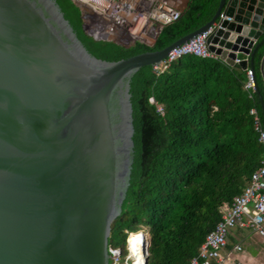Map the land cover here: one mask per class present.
Instances as JSON below:
<instances>
[{
    "label": "water",
    "instance_id": "water-1",
    "mask_svg": "<svg viewBox=\"0 0 264 264\" xmlns=\"http://www.w3.org/2000/svg\"><path fill=\"white\" fill-rule=\"evenodd\" d=\"M220 14L209 50L252 69L264 0H220L203 27L118 61L90 55L54 0H0V264H109L134 159L131 78Z\"/></svg>",
    "mask_w": 264,
    "mask_h": 264
},
{
    "label": "trees",
    "instance_id": "trees-1",
    "mask_svg": "<svg viewBox=\"0 0 264 264\" xmlns=\"http://www.w3.org/2000/svg\"><path fill=\"white\" fill-rule=\"evenodd\" d=\"M54 1L88 53L105 61L167 47L207 24L220 3L188 0L152 47L135 43L124 48L93 41L82 28L80 9L71 0ZM258 42L252 64L256 90L251 94L244 88L245 71L219 58L185 55L161 74L145 66L133 75L134 159L109 246L123 249L127 232L143 227L149 235L147 264H189L198 255L220 220V210L242 192L264 157L249 115L255 108L264 128V33Z\"/></svg>",
    "mask_w": 264,
    "mask_h": 264
},
{
    "label": "built area",
    "instance_id": "built-area-1",
    "mask_svg": "<svg viewBox=\"0 0 264 264\" xmlns=\"http://www.w3.org/2000/svg\"><path fill=\"white\" fill-rule=\"evenodd\" d=\"M78 5L85 33L93 41H115L125 45L140 43L152 47L165 25L176 21L187 6L188 0H71ZM223 19L230 18L220 14L206 31L196 35L188 42L169 51L167 57L152 66L158 75L166 70L174 60L194 55L201 58L216 59L218 56L209 50L208 37L220 27ZM237 54L234 64L247 61L244 88L251 94L256 90L253 70L248 66L249 55ZM264 80V56L261 61ZM249 94V95H250ZM153 102L152 99L149 100ZM162 112V107L157 106ZM253 130L258 142L264 145V128L255 108L249 110ZM220 220L201 244L198 255L189 264H227L229 256H223L229 231L244 227L256 233L264 241V157L251 173L242 192L235 196L229 206L220 210ZM149 235L145 228L127 232L123 249L108 245L109 264H144L148 256ZM236 250H241L236 247ZM241 264V263H237Z\"/></svg>",
    "mask_w": 264,
    "mask_h": 264
},
{
    "label": "crops",
    "instance_id": "crops-1",
    "mask_svg": "<svg viewBox=\"0 0 264 264\" xmlns=\"http://www.w3.org/2000/svg\"><path fill=\"white\" fill-rule=\"evenodd\" d=\"M237 246L241 250H236ZM222 255L229 256L227 264H264V241L249 229L236 226L229 231Z\"/></svg>",
    "mask_w": 264,
    "mask_h": 264
}]
</instances>
